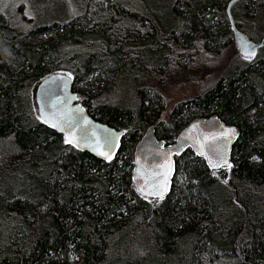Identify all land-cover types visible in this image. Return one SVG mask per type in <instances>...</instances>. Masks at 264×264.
Returning a JSON list of instances; mask_svg holds the SVG:
<instances>
[{
    "label": "trees",
    "instance_id": "trees-1",
    "mask_svg": "<svg viewBox=\"0 0 264 264\" xmlns=\"http://www.w3.org/2000/svg\"><path fill=\"white\" fill-rule=\"evenodd\" d=\"M230 1L174 0L172 20L149 3L136 10L103 0L95 12L102 22L89 16L28 32L0 15V264H264V45L220 73L202 63L234 39ZM255 2L237 0L232 14L240 4L247 18L259 14ZM65 38L90 43L70 58L75 88L89 79L87 97L117 92L126 76L133 82L132 103H82L123 131L107 160L69 143L19 100L30 78L67 73L56 51ZM201 73V90L166 121L167 92ZM213 115L238 132L223 177L187 148L175 157L169 195L157 203L141 195L132 173L143 132L156 124L171 143Z\"/></svg>",
    "mask_w": 264,
    "mask_h": 264
},
{
    "label": "water",
    "instance_id": "water-1",
    "mask_svg": "<svg viewBox=\"0 0 264 264\" xmlns=\"http://www.w3.org/2000/svg\"><path fill=\"white\" fill-rule=\"evenodd\" d=\"M236 1L231 0L227 5L234 41L241 54L251 57L258 53L264 40L255 42L237 26L231 11ZM36 100L41 118L79 149L103 160L117 151L123 131L90 114L79 102L70 74L55 72L43 78L36 89ZM237 138V127L218 115L191 121L171 143L158 138L156 124L150 125L134 150L132 178L137 191L149 198L169 195L176 169L175 157L187 148L203 158L211 169L230 166Z\"/></svg>",
    "mask_w": 264,
    "mask_h": 264
},
{
    "label": "rangeland",
    "instance_id": "rangeland-1",
    "mask_svg": "<svg viewBox=\"0 0 264 264\" xmlns=\"http://www.w3.org/2000/svg\"><path fill=\"white\" fill-rule=\"evenodd\" d=\"M101 1L103 0H0V15L7 18L12 27L24 32H28L30 31V29L39 27L42 24L52 25L58 24V22H67L70 20L79 21V19H81L82 22H86L87 20L85 19V17L87 18L89 16L95 17L89 20V22H93L92 25H94L97 22H102L101 19L96 18L97 13H95L97 5ZM121 1L124 4H127L132 9L136 8V10L143 9V5L141 4V2L149 3L150 5L159 9V15H168L172 20L174 19L173 8L171 7V5L174 3V0ZM255 7L259 8V14H254V11L256 10L250 11L248 15L251 18H247V15L245 16V14L241 13L245 12L242 9L243 4H240V6H236L233 15L237 22V25L250 38L255 40V42H261L264 38V0H256ZM225 10L227 13V7ZM44 35L45 33H43L42 37L39 38V41L45 38L44 41L46 42L51 38V35H49L48 37H45ZM57 35L58 34H56V36ZM56 36L54 35L53 40H55ZM89 44L90 43L87 40H71L68 38L62 40V43H60L56 49L59 57L61 58L59 60V63L61 65V68L59 70L71 73L70 75H73V63L70 65L71 56L76 57L78 55H81L82 53H87L88 51H90L91 49H89ZM99 44H101L99 40L93 42L94 47L99 46ZM212 57V59H207L203 57L202 63L211 62L215 64L213 66L216 70V73L222 72V70L227 66L228 68H231L234 63H240V61L248 63L252 60V58L241 54L237 45L235 44L234 39L232 42L228 43L225 46V48L221 51L220 54L214 55ZM48 69L54 71L55 67L53 65H49ZM40 79L41 78L39 77L30 78V81L25 86H23L21 99H19L20 101H24L28 104H31L32 111L37 115H39V112L36 100V89L40 82ZM203 80L204 73H201L197 75L191 82L189 81L181 87H174L173 89L167 92L165 102V105H167V107L164 108L163 113V117L166 121L169 119L171 111L176 103L181 100L187 99L188 97H191L196 92L201 90L203 86ZM132 84L133 82H131L130 78L126 76L122 79L119 88H117L118 91H115L116 93L113 91L110 93H105L102 94L98 99L91 96L87 97L86 92H81L83 90L86 91V89H88L87 86H90L89 79L87 78L80 80V82L76 85L75 89L78 94L80 103H83L84 101L89 102V98H91L90 102L93 104H98L99 102L101 103L107 101H112L116 103L120 100L126 103H132L130 102L131 91H129L131 89ZM9 161H11V159ZM223 170L224 168H222L219 172L222 177ZM159 201V198H154V203H157Z\"/></svg>",
    "mask_w": 264,
    "mask_h": 264
},
{
    "label": "flooded vegetation",
    "instance_id": "flooded-vegetation-1",
    "mask_svg": "<svg viewBox=\"0 0 264 264\" xmlns=\"http://www.w3.org/2000/svg\"><path fill=\"white\" fill-rule=\"evenodd\" d=\"M240 28V27H239ZM241 29V28H240ZM233 36H234V32H233ZM252 39V38H251ZM253 40V39H252ZM263 40H264V38H263ZM262 40V41H263ZM255 41V40H254ZM264 45V44H263ZM263 45H261L260 47H262ZM260 47L258 48V50L260 49ZM256 55H254V56H251L250 58H254ZM78 100H79V97H78Z\"/></svg>",
    "mask_w": 264,
    "mask_h": 264
},
{
    "label": "snow or ice",
    "instance_id": "snow-or-ice-1",
    "mask_svg": "<svg viewBox=\"0 0 264 264\" xmlns=\"http://www.w3.org/2000/svg\"><path fill=\"white\" fill-rule=\"evenodd\" d=\"M69 143L71 142V141H68Z\"/></svg>",
    "mask_w": 264,
    "mask_h": 264
}]
</instances>
